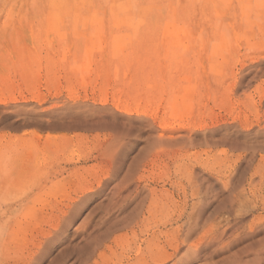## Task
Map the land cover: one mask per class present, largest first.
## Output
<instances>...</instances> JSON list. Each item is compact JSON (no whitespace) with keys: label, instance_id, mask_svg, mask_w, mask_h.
<instances>
[{"label":"rangeland","instance_id":"obj_1","mask_svg":"<svg viewBox=\"0 0 264 264\" xmlns=\"http://www.w3.org/2000/svg\"><path fill=\"white\" fill-rule=\"evenodd\" d=\"M263 229L264 0H0V264H264Z\"/></svg>","mask_w":264,"mask_h":264},{"label":"bare ground","instance_id":"obj_2","mask_svg":"<svg viewBox=\"0 0 264 264\" xmlns=\"http://www.w3.org/2000/svg\"><path fill=\"white\" fill-rule=\"evenodd\" d=\"M229 251V250H228ZM228 253V252H227ZM202 259H209L211 258V255L210 254H206V253H201V252H197V251H193V252H185L183 254V257L186 259V261H189V259H193V258H196V257H199ZM236 258V253H232L230 255H228L226 258L223 259V262L221 264H231L232 261Z\"/></svg>","mask_w":264,"mask_h":264},{"label":"water","instance_id":"obj_3","mask_svg":"<svg viewBox=\"0 0 264 264\" xmlns=\"http://www.w3.org/2000/svg\"><path fill=\"white\" fill-rule=\"evenodd\" d=\"M101 121H103V122H110V123H112V124H114V123H117L115 120H113L111 117H108V116H102V117H100L99 118ZM118 124V123H117ZM261 231H264V229L263 230H261ZM261 231H257V232H254V233H246L244 236L247 238V239H253V238H255V237H257L260 233H261Z\"/></svg>","mask_w":264,"mask_h":264}]
</instances>
